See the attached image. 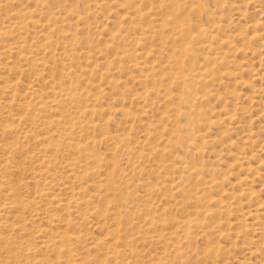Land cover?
<instances>
[{
	"label": "rangeland",
	"instance_id": "1",
	"mask_svg": "<svg viewBox=\"0 0 264 264\" xmlns=\"http://www.w3.org/2000/svg\"><path fill=\"white\" fill-rule=\"evenodd\" d=\"M4 31L0 264H264V0H0Z\"/></svg>",
	"mask_w": 264,
	"mask_h": 264
},
{
	"label": "bare ground",
	"instance_id": "2",
	"mask_svg": "<svg viewBox=\"0 0 264 264\" xmlns=\"http://www.w3.org/2000/svg\"><path fill=\"white\" fill-rule=\"evenodd\" d=\"M191 4V3H190ZM173 13V12H172ZM174 13H175V11H174ZM27 16V15H26ZM29 16V15H28ZM31 20V19H30ZM187 25V24H186ZM186 28H188V27H185V25L184 24H182L181 25V27H180V31L181 32H183V35L186 37V39H189V40H191L192 39V36H190L189 35V32L187 33V31H188V29L186 30ZM2 33H4V34H6L7 33V31H4V32H1L0 34H2ZM202 33V32H201ZM21 47V46H20ZM10 52V51H9ZM8 53V52H7ZM222 57V56H221ZM227 59V58H226ZM222 60V59H221ZM186 80V79H185ZM191 85V84H190ZM193 87V86H192ZM64 89V88H63ZM189 90H190V88H189ZM11 93V92H10ZM12 95V94H11ZM13 96V95H12ZM183 96V95H182ZM10 98L12 99L13 97H11L10 96ZM108 108V107H107ZM8 109H10L9 107H8ZM173 109V108H172ZM175 110V109H174ZM180 111V110H179ZM8 116V115H7ZM77 116V115H76ZM189 116V115H188ZM201 120H203V119H201ZM191 121V120H190ZM204 122V121H203ZM218 122V121H217ZM209 124V123H208ZM8 125V124H7ZM8 126H6L5 127V129L7 128ZM1 130V129H0ZM3 131H4V129H3ZM10 132V131H9ZM7 133V132H6ZM180 136V135H179ZM187 144V143H186ZM177 160V159H176ZM192 169V168H191ZM192 172V171H191ZM200 173V172H199ZM197 174V173H196ZM195 176V175H194ZM248 177V176H247ZM245 178V177H244ZM209 181V180H208ZM213 185V184H212ZM171 190V189H170ZM201 193H203L202 191H201ZM206 196V195H205ZM8 197V196H7ZM131 197V196H130ZM129 197V198H130ZM216 199V198H215ZM217 203H219V201L217 202ZM216 206V205H215ZM218 206V205H217ZM17 206H15V204L14 205H12L10 208H12V209H15ZM17 209V208H16ZM208 212V211H207ZM203 214V213H202ZM212 214V213H211ZM208 217V216H207ZM190 220V219H189ZM198 220V219H197ZM196 220V221H197ZM192 222V221H191ZM185 223V222H184ZM187 223H188V221H187ZM195 223V222H194ZM188 224H191V223H188ZM187 226V225H186ZM193 227V226H192ZM190 228V227H189ZM200 228V227H199ZM214 231V230H213ZM46 232V231H45ZM189 233V232H188ZM45 234V233H44ZM222 234V233H221ZM189 236H190V234H189ZM43 238H45V235H43ZM46 239V238H45ZM44 244L46 245H48L49 247H52V250L53 251H55V254H58V255H63L64 253H66L67 252V254L69 253L68 252V250L67 249H64V248H58V247H55V244H50L49 243V241H46V242H44ZM61 244V243H60ZM212 252H214L213 251V249H212ZM216 254V253H215ZM65 255V254H64ZM210 258V257H209ZM215 259V258H214ZM215 261V260H214ZM214 263V262H213Z\"/></svg>",
	"mask_w": 264,
	"mask_h": 264
}]
</instances>
